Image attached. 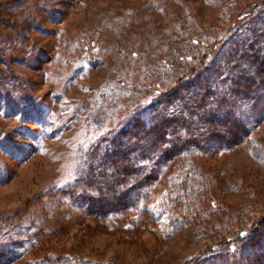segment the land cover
<instances>
[{"label": "rangeland", "instance_id": "374dc122", "mask_svg": "<svg viewBox=\"0 0 264 264\" xmlns=\"http://www.w3.org/2000/svg\"><path fill=\"white\" fill-rule=\"evenodd\" d=\"M251 1L0 0V69L13 77L4 107L19 89L32 104L0 108V264L17 254L6 264H34L47 253L61 254L54 264L65 253L83 259L72 264H176L208 256L210 243L264 216V118L247 142L194 156L202 176L192 209L167 199L170 169L143 202L148 213L99 218L62 191L129 103L153 97L152 59L171 48L168 31L217 36L222 13Z\"/></svg>", "mask_w": 264, "mask_h": 264}, {"label": "trees", "instance_id": "16d2710c", "mask_svg": "<svg viewBox=\"0 0 264 264\" xmlns=\"http://www.w3.org/2000/svg\"><path fill=\"white\" fill-rule=\"evenodd\" d=\"M229 11L214 27L217 36L193 37L189 31L195 27L184 29L183 36L177 34L182 30L168 31L164 43L171 48L152 59L153 75L160 77L150 87L153 97L129 103L128 113L89 151L87 168L62 189L73 203L93 207L99 218L147 211L143 202L164 169H170L176 176L167 199L180 211L192 209L202 176L192 169L194 156L247 142L264 118V0H253L235 14ZM10 80L11 71L0 69V108L16 113L30 109L29 95L20 89L17 102L4 107ZM259 146L264 160V145ZM208 201L216 207L215 199ZM209 249L208 256L202 251L176 264H210L208 258L222 264H264V216L210 243ZM64 255V264L83 261ZM10 256L2 264L14 258ZM62 260L61 254L47 253L34 264Z\"/></svg>", "mask_w": 264, "mask_h": 264}]
</instances>
